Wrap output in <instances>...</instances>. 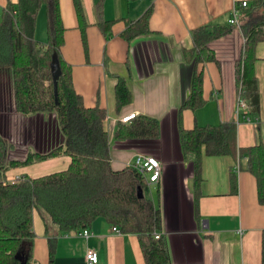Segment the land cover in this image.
<instances>
[{
	"label": "crops",
	"instance_id": "0c3cea01",
	"mask_svg": "<svg viewBox=\"0 0 264 264\" xmlns=\"http://www.w3.org/2000/svg\"><path fill=\"white\" fill-rule=\"evenodd\" d=\"M9 1L18 2L0 0V14ZM242 1L81 0L85 45L74 0H60L65 27L62 55L72 66L73 85L85 106L106 110L112 168L133 165L139 153L153 155L163 164L159 182L148 186V196L162 214L158 232L167 243L170 264H262L264 205L258 201L255 177L245 168L236 172L234 156H205L203 181L196 194L193 165L183 157L178 131V110L189 97L195 72L192 32L207 24L228 25L235 6ZM150 8L151 31L127 41L122 33L128 23ZM110 20L111 35L107 37L100 23ZM243 43L244 37L236 29L213 45L218 62L199 66L204 71L207 103L182 114L189 129L196 123L218 125L236 120L239 147L264 143V41L256 47L259 114L252 113L244 100L245 105H239L235 62ZM118 77L126 80L132 94L130 103L120 108L115 93ZM0 109L9 121L1 134L14 145L13 158L22 160L29 152L45 151L61 142L59 133L50 127L51 116L16 112L10 80L0 79ZM132 112L157 119L160 138H117L120 118ZM245 162L242 160L243 166ZM70 163L69 156H58L12 168L7 176L10 181L23 175L36 178L66 170ZM113 227L97 218L88 229V238L80 234L83 229L61 233L55 225L47 233L35 210L33 257L36 264H85L88 249H94L98 264H146L138 236L116 232ZM49 240L55 248L52 260Z\"/></svg>",
	"mask_w": 264,
	"mask_h": 264
},
{
	"label": "trees",
	"instance_id": "16d2710c",
	"mask_svg": "<svg viewBox=\"0 0 264 264\" xmlns=\"http://www.w3.org/2000/svg\"><path fill=\"white\" fill-rule=\"evenodd\" d=\"M82 23L86 42V22L81 0H74ZM48 16V41L36 39L37 19L42 9ZM152 13L150 8L140 19L131 21L122 35L127 41L147 34ZM240 31L244 37L239 59L235 62V83L240 100L251 112H260V89L255 73L256 47L264 41V0H253L240 8ZM110 21L100 25L107 37L111 35ZM231 25L207 24L192 32L194 76L191 92L178 110V131L182 153L194 169V188L200 191L203 181L202 164L205 156H234L240 169L245 168L256 179L257 197L264 205V143L247 147L238 145L237 121L218 125H199L186 128L183 111L204 107V71L200 65L218 62L213 45L232 34ZM65 27L61 17L60 0L9 1L0 15V72L9 71L14 90V106L18 114H46L54 118L61 142L45 151L29 152L24 159L11 156L14 145L0 131V264H36L33 248L36 234L33 214L37 210L46 232L49 224L59 232L69 233L89 229L97 218H104L122 233L138 236L146 264H170L167 243L155 238L161 229L162 214L148 196V184L134 166L114 170L111 166L109 133L105 126L106 110L86 107L84 99L73 85L72 66L64 59ZM61 66L58 97L52 74L53 54ZM117 107L132 99L126 80L118 77L115 88ZM160 122L138 115L131 123H119L116 137L130 140H157ZM58 156H69L66 170L40 177L23 175L10 181L7 172ZM242 160H245L243 166ZM235 185V179L233 180ZM144 196H138V189ZM198 210V207H197ZM54 242L49 240L50 258ZM264 264V231L262 236Z\"/></svg>",
	"mask_w": 264,
	"mask_h": 264
},
{
	"label": "built area",
	"instance_id": "2783aa9c",
	"mask_svg": "<svg viewBox=\"0 0 264 264\" xmlns=\"http://www.w3.org/2000/svg\"><path fill=\"white\" fill-rule=\"evenodd\" d=\"M249 2L244 0L237 4L233 10L232 16L229 20V23L233 25L236 29L240 30V8L247 7ZM239 105H245V102L239 100ZM138 116L136 112H132L120 118V122L124 124L131 123L133 119ZM133 165L143 174L146 179L148 186L153 183L159 182L161 175L163 173V164L162 162L153 155H147L144 153H139L133 163ZM235 171H240L239 161L235 165ZM114 231L120 232L119 228L113 227ZM84 237L88 238L91 235V232L88 229H85L82 233H80ZM163 237V233H159L158 231L155 233V238L160 239ZM99 263V255L94 249H88L87 254L85 256V264H98Z\"/></svg>",
	"mask_w": 264,
	"mask_h": 264
},
{
	"label": "rangeland",
	"instance_id": "374dc122",
	"mask_svg": "<svg viewBox=\"0 0 264 264\" xmlns=\"http://www.w3.org/2000/svg\"><path fill=\"white\" fill-rule=\"evenodd\" d=\"M47 22H48V16H47V14L45 12V9L43 8L41 10L39 16H38V19H37V28H36V33H35L36 39L39 40V41H46V40H48V36L49 35H48V27H47L48 24H47ZM7 72H8V70H6V69H3L0 72V74H1L0 79H3V82L9 81L8 80V74H7ZM51 118L52 119H51L50 127L56 131L54 118L53 117H51ZM7 123H9L8 119L3 115V112L0 111V131L1 132H5V125ZM7 139L9 140L10 143H12L9 138H7ZM51 141L52 140H50V142ZM54 141L55 142L57 141V136L56 135H55V140ZM41 146H42V148H44V144L41 145ZM49 226H53V224L50 223Z\"/></svg>",
	"mask_w": 264,
	"mask_h": 264
},
{
	"label": "water",
	"instance_id": "95a60500",
	"mask_svg": "<svg viewBox=\"0 0 264 264\" xmlns=\"http://www.w3.org/2000/svg\"><path fill=\"white\" fill-rule=\"evenodd\" d=\"M52 74H53V79H54V83H55V93H56V98L58 97V79L61 75V66H60V62H59V58L57 56V53L53 54V60H52ZM138 196L139 197H143L144 196V190L142 188L138 189Z\"/></svg>",
	"mask_w": 264,
	"mask_h": 264
}]
</instances>
